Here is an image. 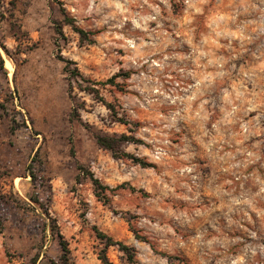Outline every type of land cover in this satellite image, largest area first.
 I'll return each instance as SVG.
<instances>
[{
  "label": "rangeland",
  "instance_id": "rangeland-1",
  "mask_svg": "<svg viewBox=\"0 0 264 264\" xmlns=\"http://www.w3.org/2000/svg\"><path fill=\"white\" fill-rule=\"evenodd\" d=\"M99 234L264 264V0H0V264Z\"/></svg>",
  "mask_w": 264,
  "mask_h": 264
},
{
  "label": "trees",
  "instance_id": "trees-1",
  "mask_svg": "<svg viewBox=\"0 0 264 264\" xmlns=\"http://www.w3.org/2000/svg\"><path fill=\"white\" fill-rule=\"evenodd\" d=\"M98 144L105 148V149H111L110 147V140L105 138H98ZM98 238L101 240L103 244V249L100 250L98 253V259L101 261L102 264H113L106 255V250L109 247L117 246L119 248V251L123 253L126 259V264H135V250L133 248L126 247L122 245L121 243H114L110 238L104 236V235H98ZM59 248H60V258L58 262H55L53 260L47 259L46 263L44 264H70L69 262V256L70 251L68 248V244L66 241L60 239L58 242ZM34 264H37L36 262Z\"/></svg>",
  "mask_w": 264,
  "mask_h": 264
}]
</instances>
